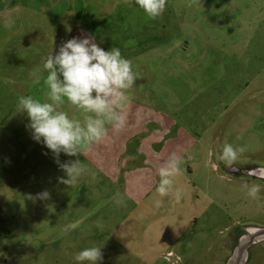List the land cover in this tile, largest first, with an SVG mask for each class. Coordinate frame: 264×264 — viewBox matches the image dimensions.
Listing matches in <instances>:
<instances>
[{"label":"rangeland","instance_id":"rangeland-1","mask_svg":"<svg viewBox=\"0 0 264 264\" xmlns=\"http://www.w3.org/2000/svg\"><path fill=\"white\" fill-rule=\"evenodd\" d=\"M99 74L174 119L178 166L136 203L88 161ZM262 168L264 0H0V264H227Z\"/></svg>","mask_w":264,"mask_h":264},{"label":"crops","instance_id":"crops-1","mask_svg":"<svg viewBox=\"0 0 264 264\" xmlns=\"http://www.w3.org/2000/svg\"><path fill=\"white\" fill-rule=\"evenodd\" d=\"M76 43L77 45L74 46L78 49L79 42ZM72 72H74L73 69ZM101 75H92V78L87 82L83 81V85L93 94H99L100 97L94 96L104 102L105 110L96 111L95 115L103 117L109 115L113 120L107 122V126L103 128L101 127L104 124L100 118L93 121V126H96L95 129H97L95 132L99 134L87 151L91 153L92 150L91 154L97 159L88 161L93 165L96 174L110 180L109 184L114 186L117 195H122L123 198H128L136 203L138 201L132 195V191L141 192L143 189L148 191V189L157 186L155 183L157 180L168 177L171 175L170 171L176 170L179 163L176 159L179 137L176 133H174V137H169L174 129L172 116L165 115L158 102L155 104L156 109H153L149 104V99L157 96L156 94H152L150 97L143 96L141 91H137L136 93L139 94L136 95L126 94L118 85L119 82L114 80L117 84L116 91L113 83L108 82L107 78L101 77ZM68 76L67 74V80ZM77 76L79 77V75H73V79L70 77V82L67 85L79 82L80 79ZM64 84L66 85V82ZM107 84L112 85L113 88H108ZM94 86H99V88L95 89ZM130 91H134V89ZM123 100L126 103L119 105ZM99 140L101 144L98 147ZM112 142L114 144L110 149L107 148ZM112 147L118 150L116 158L111 152ZM148 195L149 193L145 194L143 199Z\"/></svg>","mask_w":264,"mask_h":264},{"label":"water","instance_id":"water-1","mask_svg":"<svg viewBox=\"0 0 264 264\" xmlns=\"http://www.w3.org/2000/svg\"><path fill=\"white\" fill-rule=\"evenodd\" d=\"M264 241V228L249 230V235L244 236L235 248L227 264H245L247 260V249L254 242Z\"/></svg>","mask_w":264,"mask_h":264},{"label":"flooded vegetation","instance_id":"flooded-vegetation-1","mask_svg":"<svg viewBox=\"0 0 264 264\" xmlns=\"http://www.w3.org/2000/svg\"><path fill=\"white\" fill-rule=\"evenodd\" d=\"M255 174L257 175V178H259L262 181H264V168L259 169L257 172H255ZM247 235H249V230L244 231V233H243V235L241 237H244V236H247Z\"/></svg>","mask_w":264,"mask_h":264},{"label":"trees","instance_id":"trees-1","mask_svg":"<svg viewBox=\"0 0 264 264\" xmlns=\"http://www.w3.org/2000/svg\"><path fill=\"white\" fill-rule=\"evenodd\" d=\"M65 73H66V72H65ZM66 75H67V74H66ZM64 78H65L66 83L70 82V76L67 77L68 80L66 79V77H64Z\"/></svg>","mask_w":264,"mask_h":264}]
</instances>
